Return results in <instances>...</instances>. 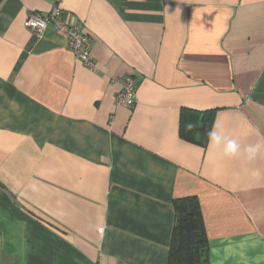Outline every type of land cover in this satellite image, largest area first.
Instances as JSON below:
<instances>
[{"label":"crops","instance_id":"crops-1","mask_svg":"<svg viewBox=\"0 0 264 264\" xmlns=\"http://www.w3.org/2000/svg\"><path fill=\"white\" fill-rule=\"evenodd\" d=\"M55 1L0 0V264H168L190 196L207 264H264V0H58L93 70L25 26ZM181 109L259 153L182 139Z\"/></svg>","mask_w":264,"mask_h":264},{"label":"trees","instance_id":"trees-1","mask_svg":"<svg viewBox=\"0 0 264 264\" xmlns=\"http://www.w3.org/2000/svg\"><path fill=\"white\" fill-rule=\"evenodd\" d=\"M214 110L181 109L179 135L182 139L205 147L212 127ZM188 123L196 125L189 130ZM175 223L172 230L168 264H207V241L198 200L194 196L176 199L173 203Z\"/></svg>","mask_w":264,"mask_h":264},{"label":"built area","instance_id":"built-area-1","mask_svg":"<svg viewBox=\"0 0 264 264\" xmlns=\"http://www.w3.org/2000/svg\"><path fill=\"white\" fill-rule=\"evenodd\" d=\"M25 26L36 37H40L48 29L61 34L76 59L89 70L95 68L90 54V39L84 34L82 24L75 19H70L58 5V0L48 12L31 13L25 21ZM137 86V80L132 75L124 77L115 98L116 105L122 107L134 105Z\"/></svg>","mask_w":264,"mask_h":264},{"label":"clouds","instance_id":"clouds-1","mask_svg":"<svg viewBox=\"0 0 264 264\" xmlns=\"http://www.w3.org/2000/svg\"><path fill=\"white\" fill-rule=\"evenodd\" d=\"M189 130L196 127L193 123L186 126ZM209 145L213 148H222L223 155L227 158L243 156L248 160L254 159L259 153L262 145L260 143L250 144L242 149L237 139L227 136L215 125L207 133Z\"/></svg>","mask_w":264,"mask_h":264}]
</instances>
